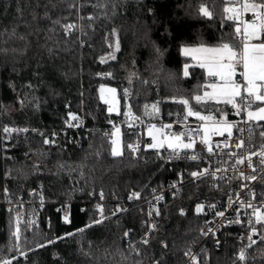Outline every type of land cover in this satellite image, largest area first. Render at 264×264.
Masks as SVG:
<instances>
[{
  "label": "trees",
  "instance_id": "16d2710c",
  "mask_svg": "<svg viewBox=\"0 0 264 264\" xmlns=\"http://www.w3.org/2000/svg\"><path fill=\"white\" fill-rule=\"evenodd\" d=\"M201 6L213 13L212 19L200 14ZM226 6V0H0V229L5 236L0 261L183 264L185 252L197 245L200 264H236L235 229L226 227L207 239L199 232L218 210L210 204L225 200L237 181L216 186L208 180L187 182L165 194L160 218L148 231L146 202L183 166L165 163L153 150L133 156L125 147L123 156L113 157L107 130L109 121L119 118L108 115L100 101L102 87L114 88L119 109L127 104L143 119L152 118L145 105L151 111L157 102L166 119L184 112L173 98L192 97L207 77L181 50L216 45L233 33L232 21H225ZM66 25L74 27L66 33ZM185 63L193 65L187 78ZM197 107L217 119L241 115L222 103ZM70 114L80 122L70 121ZM68 122L79 126L68 127ZM261 125L253 127L255 144L264 142ZM5 127L27 131L9 134ZM133 138L124 131L122 143ZM45 139L55 142L45 144ZM36 189L44 202L39 212L36 196H30L39 193ZM256 189L257 199L264 200V178ZM99 191L105 199L103 223L88 227L100 217L91 208ZM18 195L30 201L26 208L39 224L33 230L22 227L17 246L11 237L14 216L3 204L5 197L14 202ZM58 205L70 209L69 223L55 210ZM198 205L203 206L199 213ZM145 234L147 245L141 242ZM253 255V264H264L261 226Z\"/></svg>",
  "mask_w": 264,
  "mask_h": 264
},
{
  "label": "snow or ice",
  "instance_id": "6c2138e0",
  "mask_svg": "<svg viewBox=\"0 0 264 264\" xmlns=\"http://www.w3.org/2000/svg\"><path fill=\"white\" fill-rule=\"evenodd\" d=\"M226 3L232 6H226L224 8V13L228 14L225 17V21H232L230 27L234 28L233 33H229L227 37H221L219 42L216 45H206L200 44L199 46H185L182 48V53L186 57H190L195 61V67H199L206 74L207 79L201 85L197 86V92L190 98H180L175 97L174 102H178L186 110L187 117H195L197 120L204 122L203 125L198 129V131L203 133L201 136L200 142L207 146L208 152L212 151L211 145L209 144V138L211 135H224L227 132L228 137L232 136V129L235 127L232 123H229L226 115L221 116L219 119L213 115H203L199 111L197 106L207 105L209 102L214 104H224L230 105L234 110L235 114L239 115L242 111L246 112L247 119L245 123L251 121H264V0H226ZM238 5V6H237ZM251 12L253 19L245 20L241 19L242 14H247ZM200 14L208 19L213 18V13L205 6H201ZM88 19H94V17H88ZM74 25H66V33L69 32ZM113 36H116L115 30L112 33ZM113 44L110 43L109 47H112ZM115 49L119 50V40L117 39L114 43ZM112 59L115 58L114 55L111 56ZM101 62H104L102 58ZM190 65L185 63L183 68V76L185 78L190 76ZM110 75V74H109ZM239 77V78H238ZM147 83V82H145ZM200 89H203L202 94ZM103 94L105 91L110 93V98H105L101 95V99L104 100L105 104L110 105L108 112H117L119 115L120 112L117 109V104L119 101L116 99V89L109 88L100 89ZM124 96H129L127 90L124 92ZM192 101L195 103L193 104ZM159 102L152 104L151 111H149V106L145 105V114L154 117L159 114L160 109L158 107ZM126 116L131 119H136L133 116L131 107ZM70 121H79V117L75 114H70ZM79 123L72 124L68 122V127H78ZM131 127V124H129ZM172 124H161L158 128L155 124L149 126V136L152 139V143L148 144V148L158 149L163 148L164 144L167 143L169 149L176 152L177 148L180 149H193L196 141L192 138L191 132L197 131V129H190L188 142H184V134L181 133H165L163 129H171ZM264 128V125H261ZM243 131V129H238ZM5 133L11 134L13 131H27V129H10L5 127L3 129ZM251 135V129L248 130ZM120 130L116 128L112 133L115 139L111 140V154L113 157H121L124 154L125 147L131 153L139 151L137 145L127 144L124 145L119 138ZM259 135L264 137V130H262ZM53 140L45 139L44 143H54ZM244 146V141L241 140L236 147L242 148ZM259 155L264 158V152L259 153ZM178 157V154H177ZM192 160H197L198 156L193 154L190 157ZM249 161L251 156L248 157ZM243 163V160L238 161ZM251 167V164H249ZM207 170H205L206 172ZM253 172L256 171L255 168L252 169ZM205 172H192L191 175L196 178L203 176ZM243 177L244 174L241 173ZM248 181H255L257 177L255 175L244 177ZM7 191V190H5ZM101 199H103V193H100ZM133 197L139 198L138 193H133ZM157 199H162V197H157ZM247 207H251V204H248ZM203 209L202 205H198L196 211L199 213ZM97 210L103 217V208L97 206ZM59 211L64 212V222L69 223V211L67 207L59 209ZM119 211V209H118ZM115 214V213H113ZM155 214L159 215V210H155ZM183 210H181V215H183ZM218 216L223 217L224 212L216 213ZM149 215H152L150 212ZM255 222L249 221V229L251 235L247 237L250 241L248 247H251L256 243L252 239L253 235L258 234V229L254 226L259 224L264 228V212L257 211L255 213ZM239 223L240 221H236ZM103 219H95L92 224H89L88 227H91L93 224H101ZM19 220L17 219V227L13 233L15 240L18 242L20 240V228ZM153 229L155 225L152 226ZM80 231H83L81 229ZM209 232H212V229H208ZM68 235H72L69 233ZM128 235L127 232L124 234ZM144 245L149 243L147 235L141 241ZM53 243V241H49ZM219 243V241H217ZM18 246V245H17ZM164 248H167V244L162 245ZM39 247H45V245H39ZM136 254L139 255V250L136 251ZM189 253L185 252V256H188ZM193 264H199V259L193 255L191 256ZM237 259L241 262L247 260V253L245 249H241L237 254ZM0 264H11V260L4 259L0 261ZM154 264H160V261H155Z\"/></svg>",
  "mask_w": 264,
  "mask_h": 264
},
{
  "label": "built area",
  "instance_id": "2783aa9c",
  "mask_svg": "<svg viewBox=\"0 0 264 264\" xmlns=\"http://www.w3.org/2000/svg\"><path fill=\"white\" fill-rule=\"evenodd\" d=\"M241 19H253L251 12L242 14ZM101 95H103L105 98H110V93H108L107 91H105L103 94L101 93ZM101 95L100 101L106 108L108 115H118L115 111L111 114L108 112V108L110 105L105 104L104 100L101 99ZM116 99L118 100L117 97ZM117 109L120 112L119 115L121 117L119 118L121 119L117 123H109L107 133L109 135L110 145L111 140L116 138L112 136V133L116 128H119L120 140L124 131L134 133V138L131 144L137 145L139 151L135 153L130 152L133 156H136L143 150H153L156 152L157 156L160 157L165 163L180 165L182 164L183 166V169L181 168L179 172H177L175 178L167 180L166 184L161 190L156 189L153 192V195L146 202L145 223L147 225L148 231L153 230L152 226L157 224L154 220L160 218L161 207L164 202L165 194H172L187 182L208 180L212 183V185L216 186L217 182L235 180L237 181V184L234 188H232L225 200L220 203L218 202L210 204V207L212 209L218 207V210H216L215 213L205 221L202 228L200 229L199 235L203 239H207L213 235L219 234L222 229L226 227L235 229L233 242L237 245L238 251L234 256V262L236 264H253V247L259 239L260 225H254L258 229V234L252 236V239L255 240L256 243L251 247H248L250 241L247 239V237L251 235L249 229V221L251 220L253 223L255 222V213L257 211L264 212V200L257 199L258 192L256 189V184L258 183V181L264 178V158L259 155V153L264 152V142L260 144L254 143L253 127L255 122L251 121L245 123L244 121L247 119V115L246 112L242 111L238 119L228 121L229 123L235 125V127L232 129L231 138L228 137V134L211 135L209 138V144L211 145L212 151L208 152L207 146L200 142L203 133L198 131V129L203 125L204 122L191 117H187L185 111L181 114H177L172 119H166L161 110L159 114L150 119H143L136 116L132 112L133 116H135L136 119H131L130 117L125 115L128 110L120 111L119 103L117 104ZM129 124H131V127H129ZM152 124H155L158 128L161 124H172L173 127L171 129H163V131L165 133L177 134L182 132L184 134V142H188L189 130L197 129V131L191 132L192 138L196 141L194 148H177L175 153H173V151L169 149L167 145L163 148L158 149L148 148L147 145L152 143V139L148 135L149 126ZM238 129H243V131H239ZM249 129L252 130L251 135L249 134ZM241 140L244 141V146L242 148H237L236 145ZM193 154L198 156L197 160H192L190 158ZM249 156H251L250 161L248 159ZM240 160H243V163H239L238 161ZM249 164H251V167L249 166ZM253 168L256 169L255 172L252 171ZM205 170L207 171L205 172ZM192 172H205V174L203 176L194 178L191 175ZM241 173L244 174L243 177L241 176ZM252 175H255L257 177V180L248 181L244 179V177ZM100 193L101 191L97 192L94 195V200L91 206L92 210H95L96 212H98L97 206L99 205L103 207V204L105 202L104 195L103 199H101ZM34 194V191L30 192L31 197H33ZM91 197H93V195H91ZM157 197H162V199L158 200ZM29 202L27 203V201H25V199H23L21 195H18L14 202H10L8 200V197H5L3 205L6 212L19 211L17 213L23 215L25 218H32L34 217L33 212L28 211L26 208V205H28ZM248 204H251V207H247ZM43 207V199L38 198L35 203V211L39 212L43 209ZM62 208L64 207L58 205L55 207V210L59 212L61 219L64 220V212L59 211V209ZM156 209L159 210V215L155 214ZM150 212L152 213V215H149ZM218 212H224V216H218L216 214ZM236 221L240 222L237 223ZM36 224L38 225L39 221ZM208 229H212L213 231L209 232ZM146 235L148 237V234H145L142 239H144ZM128 246L132 247L133 244H129ZM241 249H245L247 253V260L245 262H241L237 259V254ZM197 250V245H195L193 249L189 250V255L185 256L183 264H193L191 256L195 255L198 258Z\"/></svg>",
  "mask_w": 264,
  "mask_h": 264
},
{
  "label": "rangeland",
  "instance_id": "374dc122",
  "mask_svg": "<svg viewBox=\"0 0 264 264\" xmlns=\"http://www.w3.org/2000/svg\"><path fill=\"white\" fill-rule=\"evenodd\" d=\"M104 89H107V88H104ZM109 89V88H108ZM116 97L118 98V100H119V97H118V95H117V93H116ZM120 101V100H119ZM129 109V106L126 104L125 105V107H124V109L122 110V111H124V110H128ZM121 111V110H120ZM131 111H132V109H131ZM184 111L186 112V110L184 109ZM201 114H203V113H201ZM203 115H206V114H203ZM112 117H121L120 115H115V116H112ZM191 118H194V119H196L195 117H191ZM120 119L121 118H119V120L118 121H114V120H110L109 121V123H117V122H119L120 121ZM80 121V120H79ZM78 121V122H79ZM225 134H227V132H225ZM123 135V134H122ZM148 135H149V133H148ZM121 141H122V136H121ZM167 145V143H165L164 144V146H166ZM36 191H38L39 193H37V194H34L35 196H36V198L38 199V198H42V196H41V193H40V191L38 190V189H36ZM33 212V211H32ZM8 214H12L13 216H14V220H13V232H12V235H11V237H13L14 238V240H15V237L13 236V233H14V231H15V229H16V227H17V219L19 220V228H20V230H21V228L23 227V228H26V229H28V230H33V229H38V225L36 224L39 220H38V216L36 215V214H34L33 213V216L34 217H32V218H25L23 215H21V214H18L17 212H9ZM99 219H102V217H101V215H100V213H99ZM4 238H5V236H4V232H3V227L0 229V242H2L3 240H4ZM15 242H16V244L18 245V242L15 240ZM22 255H23V253H22Z\"/></svg>",
  "mask_w": 264,
  "mask_h": 264
},
{
  "label": "crops",
  "instance_id": "0c3cea01",
  "mask_svg": "<svg viewBox=\"0 0 264 264\" xmlns=\"http://www.w3.org/2000/svg\"><path fill=\"white\" fill-rule=\"evenodd\" d=\"M181 54L184 56V57H186L183 53H182V50H181ZM188 58H190V57H188ZM191 59V58H190ZM192 60V59H191ZM193 61V60H192ZM194 62V64H195V61H193ZM253 122H255V123H264V121H253Z\"/></svg>",
  "mask_w": 264,
  "mask_h": 264
}]
</instances>
